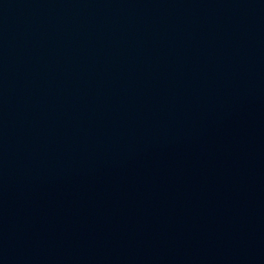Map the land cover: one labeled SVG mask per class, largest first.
<instances>
[{"label": "water", "instance_id": "95a60500", "mask_svg": "<svg viewBox=\"0 0 264 264\" xmlns=\"http://www.w3.org/2000/svg\"><path fill=\"white\" fill-rule=\"evenodd\" d=\"M0 264H264V0H0Z\"/></svg>", "mask_w": 264, "mask_h": 264}]
</instances>
